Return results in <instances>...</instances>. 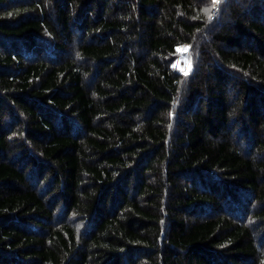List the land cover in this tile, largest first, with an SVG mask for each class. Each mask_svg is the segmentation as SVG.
Wrapping results in <instances>:
<instances>
[{
    "label": "trees",
    "instance_id": "obj_1",
    "mask_svg": "<svg viewBox=\"0 0 264 264\" xmlns=\"http://www.w3.org/2000/svg\"><path fill=\"white\" fill-rule=\"evenodd\" d=\"M211 5L0 0V264H264V0Z\"/></svg>",
    "mask_w": 264,
    "mask_h": 264
},
{
    "label": "rangeland",
    "instance_id": "obj_2",
    "mask_svg": "<svg viewBox=\"0 0 264 264\" xmlns=\"http://www.w3.org/2000/svg\"><path fill=\"white\" fill-rule=\"evenodd\" d=\"M179 55L174 62V67L180 73H190L192 70L191 56L189 45L184 44L178 47Z\"/></svg>",
    "mask_w": 264,
    "mask_h": 264
},
{
    "label": "built area",
    "instance_id": "obj_3",
    "mask_svg": "<svg viewBox=\"0 0 264 264\" xmlns=\"http://www.w3.org/2000/svg\"><path fill=\"white\" fill-rule=\"evenodd\" d=\"M223 1L224 0H212V5H211L210 13H209V19H213L217 17V15L219 14L221 3Z\"/></svg>",
    "mask_w": 264,
    "mask_h": 264
},
{
    "label": "snow or ice",
    "instance_id": "obj_4",
    "mask_svg": "<svg viewBox=\"0 0 264 264\" xmlns=\"http://www.w3.org/2000/svg\"><path fill=\"white\" fill-rule=\"evenodd\" d=\"M185 75H187V73L185 72Z\"/></svg>",
    "mask_w": 264,
    "mask_h": 264
}]
</instances>
